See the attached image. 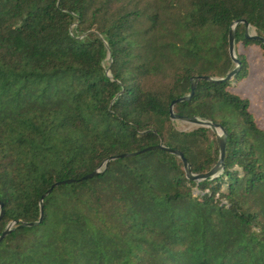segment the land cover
<instances>
[{"label":"trees","instance_id":"obj_1","mask_svg":"<svg viewBox=\"0 0 264 264\" xmlns=\"http://www.w3.org/2000/svg\"><path fill=\"white\" fill-rule=\"evenodd\" d=\"M242 20L264 39V0H0V264H264V129L234 93L264 43ZM193 84L173 113L226 132L211 180L168 151L219 163L170 118Z\"/></svg>","mask_w":264,"mask_h":264},{"label":"water","instance_id":"obj_2","mask_svg":"<svg viewBox=\"0 0 264 264\" xmlns=\"http://www.w3.org/2000/svg\"><path fill=\"white\" fill-rule=\"evenodd\" d=\"M241 23L246 26V37L247 38H250L252 40L264 43V39L259 38L257 35H250V26L247 24V22L245 20L237 21L235 23V27H237ZM235 27L231 30L230 35H229V53H230L231 57L233 58V60L235 61V63L239 66V62H238V60L236 58V55H235V32H234ZM234 74H235V72L229 74L227 78L231 79L234 76ZM204 79L209 80L208 78H204ZM193 91H194V84L192 85V92H191V94L189 96L181 98L179 100H176V101H174L172 103V105L170 107V118H171L172 121H183V122H186V123L198 126V127L210 128L215 134H217V141H218V146H219V149H220V160H219V163L209 173L204 174V175H196V176H194L191 173V169H190L189 164L187 163L186 159L184 158V156L182 154H180L179 152L174 151V150H168V151L173 153V154H176L181 159V161L183 162V165H184V170H185L186 175H187V177L189 179H192V180H211L216 175V173L218 172L219 168L223 164V160H224V156H225L226 132L224 131V129L221 126H218V125H216V124H214L212 122L203 121V120H200L198 118H183V117L177 116V115H175L173 113V106L175 104H177V103L184 102V101L188 100L190 98V96L192 95ZM218 130L221 131V135H218V133H217ZM158 149L167 150L163 146H159ZM121 157H123V156H121ZM98 174H99V171L97 170L94 173H92L91 175H89V178L97 176ZM67 183H68V181H65V182H62V183H57V184L54 185V187L58 186L59 184H67ZM51 191H52V189H50L46 193V195H48ZM0 208L2 209V205L1 204H0ZM42 213H43V204H41V215H42ZM2 215H3V211H1V213H0V218L2 217ZM37 224L38 223H29V224H23L22 226L23 227H34ZM11 227H12V225H10L6 229V231L4 232L2 237L0 238V241L11 231Z\"/></svg>","mask_w":264,"mask_h":264},{"label":"rangeland","instance_id":"obj_3","mask_svg":"<svg viewBox=\"0 0 264 264\" xmlns=\"http://www.w3.org/2000/svg\"><path fill=\"white\" fill-rule=\"evenodd\" d=\"M254 34V30L250 29V35ZM246 55L250 74L238 84L234 93L250 101L251 111L255 113L257 121L264 129V57L256 46H251L246 51ZM176 124L181 130H191L197 127L183 121H176ZM217 133L221 135L220 130Z\"/></svg>","mask_w":264,"mask_h":264}]
</instances>
